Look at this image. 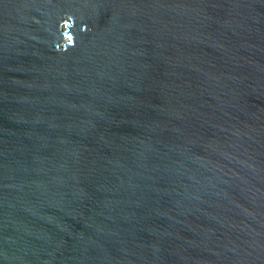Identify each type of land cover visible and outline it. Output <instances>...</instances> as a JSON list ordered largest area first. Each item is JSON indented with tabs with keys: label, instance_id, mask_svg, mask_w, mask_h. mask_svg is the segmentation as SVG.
<instances>
[{
	"label": "water",
	"instance_id": "1",
	"mask_svg": "<svg viewBox=\"0 0 264 264\" xmlns=\"http://www.w3.org/2000/svg\"><path fill=\"white\" fill-rule=\"evenodd\" d=\"M0 264H264V0H0Z\"/></svg>",
	"mask_w": 264,
	"mask_h": 264
}]
</instances>
